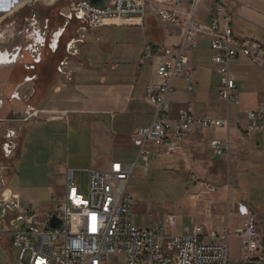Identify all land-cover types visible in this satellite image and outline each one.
Masks as SVG:
<instances>
[{
  "label": "crops",
  "instance_id": "0c3cea01",
  "mask_svg": "<svg viewBox=\"0 0 264 264\" xmlns=\"http://www.w3.org/2000/svg\"><path fill=\"white\" fill-rule=\"evenodd\" d=\"M59 1L64 6L68 4V0ZM104 1L95 0L99 5ZM217 3L231 16L230 28L236 40L256 42L264 48V0H217ZM45 7L47 11L51 6ZM157 7L172 10L168 5ZM173 9L177 13L173 23H183L188 9L186 5L181 3ZM195 18L199 24L212 22L215 19L212 2L198 3ZM4 19L0 18V22ZM181 35L179 26L163 25L149 13L143 20L107 21L102 28L86 31L83 41L70 42L66 52L68 56L63 60L65 65L60 67L59 64L57 68L54 65L50 77L44 74L45 68L38 67L40 56L36 62L34 55L23 48L12 53L10 46L4 49L5 42L0 40V125L10 128L7 130V137H10L15 133L11 128L17 126H21L22 135H26L28 130L37 134L44 123L56 127L78 123L81 128L75 132L77 138L71 146L81 150L79 159L86 167H98L94 170L105 171L112 162L132 164L136 160L137 149L131 143V136L137 130L148 127L154 113V108L145 100L147 87L155 81V75L150 61H140L144 46H174L180 43ZM49 48L52 54L57 45ZM213 55L208 40L197 37L195 48L187 52L194 92H187L185 84L176 80L173 92L167 98L172 115L177 108L190 104L199 118L229 120L225 130L195 132L187 138L196 140L208 158L211 154L209 141L226 139L228 156H211L210 159L222 164L224 172L228 165L232 167L227 171L228 182L233 185L226 197V214L216 217V222H208L200 211L203 215H199L198 223L194 222L193 227L201 226L204 235L210 231L222 235L225 231L228 264H240V243L234 236V230L242 225L244 218L238 214L236 206H248L257 216L262 242L254 256V263L264 264V131L253 136L244 134L246 113L259 109L264 113V69L250 64L245 58H237L230 65V71L235 77L238 105L227 106L218 95L219 77L211 61ZM42 117L45 120H40ZM27 138L22 139V151L18 157L13 153L4 158L1 152L4 142L0 144V162L9 161L3 165L6 166L3 171L10 170L13 162L24 155ZM100 165L103 167L99 168ZM66 167L61 169L62 196ZM235 187L243 193L234 191ZM3 191L17 197L19 203L18 193L8 188H3L0 193ZM17 209L9 211L13 213ZM133 210L134 200L132 218ZM20 224L15 228H26L24 223Z\"/></svg>",
  "mask_w": 264,
  "mask_h": 264
},
{
  "label": "built area",
  "instance_id": "2783aa9c",
  "mask_svg": "<svg viewBox=\"0 0 264 264\" xmlns=\"http://www.w3.org/2000/svg\"><path fill=\"white\" fill-rule=\"evenodd\" d=\"M55 1L0 0V18L11 17L26 5L52 6ZM68 1L69 5L60 10L62 16L66 19L73 16L88 30L102 28L107 21L143 20L149 13L163 25L179 26L181 40L174 46H144L140 61H150L155 75V81L147 87L145 100L154 108V113L150 125L131 136V143L137 149L135 162H112L105 171L87 170V194L74 183L76 170L66 167L63 199L55 210L45 214L38 223L34 222L33 216H19L10 222V227L15 228L13 225L19 222L26 228L1 231L0 243L6 241L7 245L17 249L18 260L22 264H109L112 257H124L126 264H228L225 231L222 235L215 231L204 235L203 228L195 226L188 236L168 235L166 228L174 226L177 220L173 214L164 216L147 229L137 227L132 222L133 198L127 187L140 161L146 175L152 156L177 154L183 142L195 132L228 128V119L199 118L190 104L177 108L174 115L171 114L167 98L173 92L176 80L185 84L187 92H194L187 52L195 48L197 37L206 38L214 52L211 61L219 77L218 95L227 106L238 105L235 77L230 65L242 57L264 69V48L256 42L239 41L233 37L231 16L217 0H105L99 6L92 5L89 0ZM207 1L213 4L215 19L207 25L199 24L195 18L196 6ZM181 3L188 8L184 22L173 23L177 15L173 8ZM158 5L171 6L172 10L160 9ZM64 11H67V16ZM64 65L65 61L60 63V67ZM245 117L246 136L264 131L262 109L247 112ZM7 138L1 147L6 159L14 151L10 137ZM208 147L215 158L228 156L226 139H212ZM215 192L213 187L205 186L206 195ZM17 204V197L6 191L0 193L3 218L7 211L17 208ZM236 210L244 218L242 225L234 230V236L240 243V264H255L254 256L262 244L257 216L246 205H237ZM52 219L58 223L56 229L50 227Z\"/></svg>",
  "mask_w": 264,
  "mask_h": 264
},
{
  "label": "rangeland",
  "instance_id": "374dc122",
  "mask_svg": "<svg viewBox=\"0 0 264 264\" xmlns=\"http://www.w3.org/2000/svg\"><path fill=\"white\" fill-rule=\"evenodd\" d=\"M58 1L56 0L54 4ZM68 5L69 1L66 6ZM45 8L47 7L26 5L15 15L2 20L0 40L5 42L4 49L10 46L12 53H15L16 49L23 48L25 52L34 55L35 59H33L36 62L40 56L38 67L45 68L44 74L50 77L51 68L53 69L54 65L57 68L68 56L66 52L69 43L83 41L88 29L73 16L64 18L60 12L62 8L59 10L55 8L52 11H45ZM57 33L59 34L56 45L59 46V50L52 56L49 47L54 48L52 44ZM6 110L5 108L4 114ZM40 120L45 119L42 117ZM78 125L74 123L71 126L66 124L56 127L54 124L44 123L40 127V132L37 131L35 134L28 130L26 135H22L21 126L11 128L15 132L10 136L15 157H18L22 151V139L25 136H28V144L25 146L24 155L13 162L10 170H2L6 167L3 165L9 161L4 164L0 162V191L8 188L18 193L20 197L17 211L13 213L7 211L3 218L0 208V216L2 215L0 232L12 231L10 221H15L22 213H27L28 217L34 215V222L38 223L46 213L55 210L63 199L61 176L63 167L76 170L74 183L84 194L88 193L87 170L98 167H86L79 159L81 150L71 146L77 138L75 132L81 128ZM8 129L10 128L0 125V144L6 142ZM31 134L36 136L32 138ZM208 156L211 158L212 155L209 153ZM210 158L196 140L187 139L176 155L152 156L149 172L146 175L142 172L143 164L140 161L127 187L128 194L134 200L132 222L139 228L147 229L153 222L173 214L176 215V223L171 228H166V234L188 236L192 232L194 222L198 223L199 215L204 214L208 222H216V217L226 214V197L233 185L228 182L227 171L232 167L228 165L224 172V166ZM205 186L213 187L216 192L206 195ZM233 190L239 194L243 193L241 190L238 191L237 187ZM16 225L21 224L15 222L13 226ZM18 254L17 249L5 245V242L0 243V264H22L18 260ZM109 264H126V260L124 257H112Z\"/></svg>",
  "mask_w": 264,
  "mask_h": 264
},
{
  "label": "trees",
  "instance_id": "16d2710c",
  "mask_svg": "<svg viewBox=\"0 0 264 264\" xmlns=\"http://www.w3.org/2000/svg\"><path fill=\"white\" fill-rule=\"evenodd\" d=\"M62 4H63V3H62ZM62 4H61L60 1H58V2H56L55 4H53L50 8H48L47 11H52V10L55 9V8H57V9L59 10V9L65 7L64 4H63V6H62ZM49 22L52 24L51 18H49ZM50 27H51V26H50ZM62 35H63V34H62ZM59 43H60V42H59ZM58 50H59V46L56 48L55 52L52 53V54H50V55H52V56L56 55V53L58 52ZM65 58H66V57H65ZM65 58H64V59H65ZM60 63H61V62H60ZM60 63H59V64H60ZM43 72H44V71H43ZM44 73H45V72H44Z\"/></svg>",
  "mask_w": 264,
  "mask_h": 264
},
{
  "label": "water",
  "instance_id": "95a60500",
  "mask_svg": "<svg viewBox=\"0 0 264 264\" xmlns=\"http://www.w3.org/2000/svg\"><path fill=\"white\" fill-rule=\"evenodd\" d=\"M91 4H92V5H95V6H99V4L95 2V0H92V1H91ZM50 227H51L52 229H56V228L58 227V223H57V221H56L55 219H52V220H51V222H50Z\"/></svg>",
  "mask_w": 264,
  "mask_h": 264
},
{
  "label": "bare ground",
  "instance_id": "6f19581e",
  "mask_svg": "<svg viewBox=\"0 0 264 264\" xmlns=\"http://www.w3.org/2000/svg\"><path fill=\"white\" fill-rule=\"evenodd\" d=\"M64 14H65V16H67V15H68L67 11H64ZM58 34H59V33H57V35H56V37H55V39H54V44H52L53 47L56 46ZM1 59H2V58H1ZM7 192H8V191H7Z\"/></svg>",
  "mask_w": 264,
  "mask_h": 264
}]
</instances>
